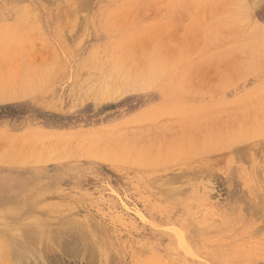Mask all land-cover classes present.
Returning a JSON list of instances; mask_svg holds the SVG:
<instances>
[{"label": "rangeland", "instance_id": "rangeland-1", "mask_svg": "<svg viewBox=\"0 0 264 264\" xmlns=\"http://www.w3.org/2000/svg\"><path fill=\"white\" fill-rule=\"evenodd\" d=\"M262 158L264 0H0V264H264Z\"/></svg>", "mask_w": 264, "mask_h": 264}, {"label": "bare ground", "instance_id": "bare-ground-1", "mask_svg": "<svg viewBox=\"0 0 264 264\" xmlns=\"http://www.w3.org/2000/svg\"><path fill=\"white\" fill-rule=\"evenodd\" d=\"M130 75V74H129ZM116 85V84H115ZM118 85V84H117ZM254 132V131H253ZM250 145H252V143L250 144ZM249 146V145H248ZM238 147V146H237ZM262 147H263V145H262ZM250 148H253V147H250ZM52 149V148H51ZM239 149H241V148H239ZM237 150V149H236ZM259 150V149H258ZM263 150V149H262ZM256 151V150H255ZM260 151V150H259ZM229 152H230V150H229ZM232 153V152H231ZM253 153V152H252ZM258 153V152H257ZM235 154V153H234ZM226 155V154H225ZM237 155V154H236ZM239 155H241V154H239ZM239 155H237V156H239ZM262 155V154H261ZM234 156V155H233ZM242 156V155H241ZM225 157V156H224ZM223 157V158H224ZM256 157H257V155H256ZM234 158V157H233ZM261 158V157H260ZM249 159V158H248ZM256 159V158H255ZM262 159H264V158H262ZM238 160V159H237ZM240 160V159H239ZM249 161V160H248ZM263 161V160H262ZM241 162V161H240ZM253 162V161H252ZM262 163V162H261ZM258 165V164H257ZM198 171V170H197ZM200 171V170H199ZM209 171V170H208ZM259 171V170H258ZM200 173V172H199ZM213 174V173H212ZM239 174V173H238ZM171 177V176H170ZM230 178V177H229ZM261 179V178H260ZM167 180V179H166ZM262 180V179H261ZM167 182V181H166ZM159 189V188H158ZM172 190V189H171ZM260 190V189H259ZM165 192V191H164ZM168 192V191H167ZM256 194V193H255ZM256 197H257V195L255 196V199H256ZM258 198V197H257ZM26 201L25 202V204L27 205V206H23V207H20V204L23 202V201ZM18 201V200H17ZM247 202V201H246ZM259 202V201H258ZM15 204L17 205V206H15ZM14 204V206H11L10 208H9V210H8V208L6 207V213L5 214H3V212L0 214V218H2L3 216H15V218H17L18 216H22V217H27L26 218V220H17V222L16 223H12V221L10 222L9 221V219L7 220V222L8 223H6V230L1 234V236H5V234H10V233H13V235L15 234V235H17V232H21L20 234H18V236H20L22 239H23V241H20V242H16L15 241V243L13 242L11 245H5L4 247H2L3 248V250H2V255H3V257L4 256H9V255H11V257L13 256L16 260H18V261H20V259H25V258H29V257H31V256H33V259H36V258H34V255H32L31 254V256H29L28 254H30L33 250L35 251V247H37L38 245V242H36L39 238L38 237H40V231H35V226H36V224L38 223V224H40L39 222H36V223H34L35 224V226H34V224H33V226L32 225H29L30 224V222H32L33 220H35L36 218H41V219H43L44 217H49V218H51L52 219V221H54L53 220V218L54 219H56V216H57V214L55 215V211H53V209L51 208V206H50V202H48V200L46 201H44V200H36L35 202H32V200L31 199H23V200H21V202L20 203H18V202H16ZM249 204V203H248ZM255 205V204H254ZM259 205V204H258ZM262 205V204H261ZM252 206V205H251ZM251 206H249V207H251ZM263 206V205H262ZM254 207V206H253ZM53 208H54V205H53ZM245 208V207H244ZM257 208V207H256ZM18 209H21V210H18ZM261 209V208H260ZM260 209L258 210V211H260ZM5 210V209H4ZM257 210V209H256ZM255 210V211H256ZM21 211V212H20ZM253 211V210H252ZM264 211V210H263ZM254 213H257V212H254ZM258 214V213H257ZM262 214V213H261ZM259 215V214H258ZM258 215H256V216H258ZM255 216V215H254ZM10 218V217H9ZM12 218H14V217H12ZM255 219H258V218H255ZM63 220V219H62ZM26 221H30V222H26ZM61 221V220H60ZM64 221H65V219H64ZM63 221V222H64ZM67 221V220H66ZM261 221V220H260ZM59 223V222H58ZM57 223V224H58ZM56 224V223H55ZM55 224H54V226H55ZM61 224H63V223H61ZM58 226V225H57ZM256 226V225H255ZM260 226V228H261V225H259ZM20 227V229H21V231H18V228ZM34 228V229H33ZM37 228V227H36ZM60 228H62V227H60ZM60 228H58V229H60ZM259 228V229H260ZM38 229V228H37ZM257 228H255L254 230H256ZM48 230H50V229H46V231H48ZM253 230V231H254ZM189 231H190V229H189ZM193 231V230H192ZM192 231H190V232H192ZM45 232V231H44ZM50 232V231H49ZM49 232H48V234H49ZM60 232V231H59ZM1 233V232H0ZM41 233H43V232H41ZM46 233L47 232H45V235H46ZM64 233V232H63ZM183 232H182V230L180 229V233L178 232V231H173L172 230V236L176 239V242L178 243V244H181V243H185V240L186 239H184V236H183V234H182ZM193 233V232H192ZM44 235V234H43ZM49 235H51V234H49ZM53 235V234H52ZM51 235V236H52ZM84 235V234H83ZM49 237V236H48ZM48 237H46V238H48ZM55 237V236H54ZM44 238V237H43ZM43 238H40V242L42 243V241H41V239L43 240ZM34 242H36L37 244L36 245H33L32 246V244L34 243ZM39 242V243H40ZM17 243V245H14V244H16ZM35 244V243H34ZM40 245V244H39ZM187 245V244H186ZM3 246V245H2ZM34 247V248H33ZM40 247H41V245H40ZM39 247V248H40ZM45 247H47L46 245H45ZM45 247H43V248H45ZM50 247V246H49ZM1 248V249H2ZM38 248V251L36 250L35 252H41V251H43L44 249L41 247L40 249ZM51 248V247H50ZM37 249V248H36ZM41 249H43V250H41ZM47 249V248H46ZM33 251V253H35ZM9 254V255H8ZM39 254V253H38ZM1 255V256H2ZM29 257H28V256ZM25 257V258H24ZM6 258V257H5ZM9 258V257H8ZM9 259H12V258H9ZM33 259H31V260H33ZM8 260V259H7ZM37 260V259H36ZM35 260V261H36ZM11 261V260H10ZM15 261V260H14ZM23 261V260H22ZM29 261V260H28ZM34 261V260H33ZM32 261V262H33ZM29 262H31V261H29ZM39 262V261H38ZM38 262H37V264H38ZM41 262V261H40ZM39 262V263H40ZM23 263V262H22ZM21 263V264H22ZM43 263V262H42ZM26 264V263H25ZM27 264H30V263H27ZM34 264H36V262H34Z\"/></svg>", "mask_w": 264, "mask_h": 264}]
</instances>
